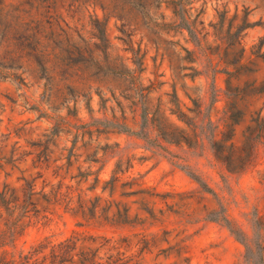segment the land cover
Returning a JSON list of instances; mask_svg holds the SVG:
<instances>
[{
  "label": "rangeland",
  "instance_id": "374dc122",
  "mask_svg": "<svg viewBox=\"0 0 264 264\" xmlns=\"http://www.w3.org/2000/svg\"><path fill=\"white\" fill-rule=\"evenodd\" d=\"M4 185L14 256L264 264V0H0Z\"/></svg>",
  "mask_w": 264,
  "mask_h": 264
},
{
  "label": "trees",
  "instance_id": "16d2710c",
  "mask_svg": "<svg viewBox=\"0 0 264 264\" xmlns=\"http://www.w3.org/2000/svg\"><path fill=\"white\" fill-rule=\"evenodd\" d=\"M12 191L7 185L0 191V264H74L75 259L78 264H98L95 262L97 251L94 254L89 248L77 249L79 240L75 237L57 243L43 239L27 252L12 255L9 248H15L17 240L23 235L27 217L26 194L24 205H20L12 197Z\"/></svg>",
  "mask_w": 264,
  "mask_h": 264
}]
</instances>
